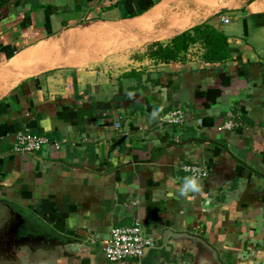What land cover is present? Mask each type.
Returning a JSON list of instances; mask_svg holds the SVG:
<instances>
[{
	"label": "crops",
	"instance_id": "obj_1",
	"mask_svg": "<svg viewBox=\"0 0 264 264\" xmlns=\"http://www.w3.org/2000/svg\"><path fill=\"white\" fill-rule=\"evenodd\" d=\"M201 24L225 37L223 64L200 40L168 62L145 54ZM210 86L215 101L195 108ZM175 108L179 142L160 122ZM229 116L241 124L217 130ZM25 130L60 148L12 151ZM136 220L155 245L107 261L101 241ZM10 225L52 238L24 264H264V0H0V232Z\"/></svg>",
	"mask_w": 264,
	"mask_h": 264
},
{
	"label": "built area",
	"instance_id": "obj_2",
	"mask_svg": "<svg viewBox=\"0 0 264 264\" xmlns=\"http://www.w3.org/2000/svg\"><path fill=\"white\" fill-rule=\"evenodd\" d=\"M222 20L223 22L228 21L224 17ZM186 121L187 116L182 108L172 109L167 115H162L160 118L161 123H167L180 131L184 129ZM196 121L200 123L201 119L197 118ZM240 124L239 120L229 116L217 126V130H231ZM173 140L179 142V136L174 135ZM60 145L61 141L50 140L44 134L25 130L15 134L11 149L16 153H37L46 146L58 150ZM180 168L192 181L200 180L207 175V168L201 164L183 163ZM154 245V239L143 233L140 222L136 220L130 225L112 227L107 239L101 241V250L107 261L114 262L129 257L140 258L147 248Z\"/></svg>",
	"mask_w": 264,
	"mask_h": 264
},
{
	"label": "trees",
	"instance_id": "obj_3",
	"mask_svg": "<svg viewBox=\"0 0 264 264\" xmlns=\"http://www.w3.org/2000/svg\"><path fill=\"white\" fill-rule=\"evenodd\" d=\"M189 30L193 32L189 34ZM173 38L171 44H155L150 51L149 57L162 62L174 60L179 52L186 50L190 43L200 40L205 48L203 59L209 62H219L223 64L228 57L225 47V37L208 25H195ZM219 95V89L210 86L205 91L195 92L194 107L197 109L208 108Z\"/></svg>",
	"mask_w": 264,
	"mask_h": 264
},
{
	"label": "water",
	"instance_id": "obj_4",
	"mask_svg": "<svg viewBox=\"0 0 264 264\" xmlns=\"http://www.w3.org/2000/svg\"><path fill=\"white\" fill-rule=\"evenodd\" d=\"M231 3H227L225 6H222L218 11H225L231 7ZM145 95L132 94L131 97L142 98L144 99ZM12 224V223H11ZM14 223V228L16 227ZM13 226L10 225V228H5L0 232V261L4 263L9 262V260L14 259L17 261V264H24L27 260L28 249L35 250L38 247H50L52 238L46 234L40 233H27L23 235H14L12 232ZM202 244L206 245L215 255V251L210 245H208L204 240H200ZM27 252V253H26ZM32 254V252H30Z\"/></svg>",
	"mask_w": 264,
	"mask_h": 264
},
{
	"label": "rangeland",
	"instance_id": "obj_5",
	"mask_svg": "<svg viewBox=\"0 0 264 264\" xmlns=\"http://www.w3.org/2000/svg\"><path fill=\"white\" fill-rule=\"evenodd\" d=\"M229 3H231V5L233 6V2L232 1H230ZM116 28H118V30H121V31H119L120 33L124 29V28H122V25H119ZM114 38H115V40H114ZM111 40H114L113 46L117 45L118 42L123 44V45L124 44L127 45V43H126L127 42V37H124V35L122 37H120V38H116V36L114 34V35L111 36ZM152 43L148 42L145 47L143 46V49H145V51H146L145 54H147L148 57H149L150 51L152 50V47H153ZM108 48H110V47H108ZM131 48H134V47L131 46ZM135 49H137V47ZM125 50H122V51H125ZM122 51H117V52H115V54H118V56H121ZM110 61L111 62L108 63V69H110V67L114 66L116 68V69L113 70L114 73H115V70L121 71L123 68H125V66L122 65L121 61L118 58H116V57L111 58ZM90 62L92 63L93 68H96V70L99 69V68H104V66L106 65V62L100 63V59H97V57L91 59ZM95 63H98V64H95ZM144 66L146 67V64ZM167 126L169 127L170 133H174L175 135H177L179 137L182 136L183 130L180 131L179 129H177L176 127L171 126V125H167Z\"/></svg>",
	"mask_w": 264,
	"mask_h": 264
},
{
	"label": "clouds",
	"instance_id": "obj_6",
	"mask_svg": "<svg viewBox=\"0 0 264 264\" xmlns=\"http://www.w3.org/2000/svg\"><path fill=\"white\" fill-rule=\"evenodd\" d=\"M193 187H195L194 183H193ZM183 194V193H182Z\"/></svg>",
	"mask_w": 264,
	"mask_h": 264
}]
</instances>
